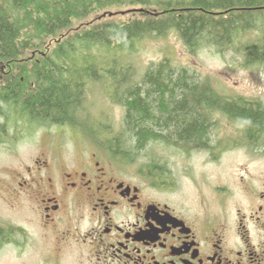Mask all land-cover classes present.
Segmentation results:
<instances>
[{
    "label": "flooded vegetation",
    "instance_id": "1",
    "mask_svg": "<svg viewBox=\"0 0 264 264\" xmlns=\"http://www.w3.org/2000/svg\"><path fill=\"white\" fill-rule=\"evenodd\" d=\"M221 12L227 15L215 13ZM13 67L0 65L1 96L16 76L23 80ZM209 89L214 102L264 110L258 101H244L243 94ZM7 108L10 116H0L7 155L0 165L1 264H264V172L250 174L243 163L235 184L227 175L211 182L212 200L203 192L195 202L175 199L166 166L151 163L147 180L125 167L114 144L103 143L106 138L98 143L67 125H57L55 136V124L41 127L45 132L33 141L35 151L22 158L17 146L23 138L7 133L30 132L37 122ZM203 116L204 140L154 137L148 143L183 153L199 145L211 151L212 164L227 149L240 147L244 154V145L255 151L264 143V133L255 138L250 124L224 106Z\"/></svg>",
    "mask_w": 264,
    "mask_h": 264
},
{
    "label": "trees",
    "instance_id": "2",
    "mask_svg": "<svg viewBox=\"0 0 264 264\" xmlns=\"http://www.w3.org/2000/svg\"><path fill=\"white\" fill-rule=\"evenodd\" d=\"M110 3L112 0H0V65L11 64V72L23 76L21 82L16 76L8 94H0V115L8 114V105L30 121L68 125L94 138L79 124L90 112L85 102L87 89L102 79L110 99L124 108V130L113 134L117 142L106 136L105 127L97 130L95 139L99 143L106 138L103 143L114 144L115 152L124 158L154 137L182 143L204 140L203 112L214 106H224L243 117L250 124L251 135L264 133V110L239 108L217 98L214 102L209 89L214 87L208 79L192 76L167 57L150 62L138 80L129 61L136 42L147 35L172 31L191 51L205 39L223 52L244 32L252 35L241 50L244 65L262 64L264 0H170L162 2L161 10H137L140 18L121 24L115 20L94 24L97 14L84 20ZM217 10H226L227 15L215 13Z\"/></svg>",
    "mask_w": 264,
    "mask_h": 264
},
{
    "label": "rangeland",
    "instance_id": "3",
    "mask_svg": "<svg viewBox=\"0 0 264 264\" xmlns=\"http://www.w3.org/2000/svg\"><path fill=\"white\" fill-rule=\"evenodd\" d=\"M162 2L170 3V0H150L144 3L134 0H112V3L95 9L84 20H90L97 14L99 19L94 21V24L107 20H115L121 24L125 21L140 18L137 9L161 10L164 7ZM251 37L252 35H244L243 32L241 36L234 39L231 47L221 52L206 44L205 39H201L203 43L191 51L185 46L183 40L172 31L162 36L147 35L136 42L134 53L130 55L131 58L128 60L133 67L135 79L138 80L150 62L159 61L162 57H167L176 67H185L189 73H193L199 79H208L214 88L223 90L226 94L232 96L243 94L244 101L250 103L258 101L263 108L264 63L255 64L251 67L246 66L243 63V52H241L244 48L243 45L250 41ZM50 48H53L52 44ZM44 53H48V51ZM37 56L40 57L39 54ZM32 59L35 60L37 58L35 56ZM99 80L98 82L95 81L87 89L85 102L90 112L89 116L83 117L84 121L82 120L79 125L84 127L95 138L99 132L92 123L106 119L108 126L105 127L107 128L104 129L102 125L100 127L105 130L106 136L111 137L112 140L113 134L116 135L124 130V115L119 104L110 99V93L106 91V82L103 83L102 79ZM7 115L10 116V113ZM25 120L33 122L26 117ZM79 125L77 126L80 127ZM35 126L30 132L11 131L8 126L10 129V132L7 133L8 135H18L23 138L17 146L22 158H26L28 154L35 151V142L33 141L43 136L45 132L39 122L35 123ZM55 131L56 129L51 131L53 133L52 136H55ZM107 131H110L112 135ZM63 134L64 132L62 131ZM85 136L87 137L86 134ZM245 136L246 132L244 131ZM2 139L3 137L0 138V165L7 159ZM63 140L66 141L65 136ZM117 140L115 141L113 138L114 142H117ZM259 145L261 146L255 151L251 149L252 144L244 145V154L240 147L227 149L222 153L221 159L215 164H212L213 162L209 158L211 157V151L205 152L199 145H192V152L183 153L175 146L168 147L162 143L155 142H149L136 152H131L132 155L121 158L124 159L125 167L136 168L137 173L145 179L147 178V180L151 177L147 171L151 163L166 166L168 170L167 177L172 181L171 185H169L172 187V197L195 202L199 200L198 195L200 192H203L202 195L207 200H212L213 197L209 188L212 184L211 182L219 183L226 175L227 181L235 184L236 177L239 175L237 170L242 167L243 163L244 166L246 164L247 170H249L246 172L250 174L264 172V143ZM226 146L223 147L225 148ZM254 148L256 147L254 146ZM11 158H14V156H11ZM198 186L201 187L200 191Z\"/></svg>",
    "mask_w": 264,
    "mask_h": 264
}]
</instances>
